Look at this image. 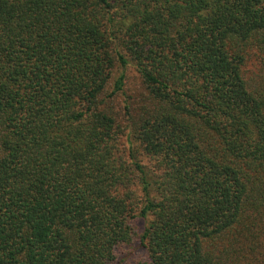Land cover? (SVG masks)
<instances>
[{"label": "trees", "instance_id": "obj_1", "mask_svg": "<svg viewBox=\"0 0 264 264\" xmlns=\"http://www.w3.org/2000/svg\"><path fill=\"white\" fill-rule=\"evenodd\" d=\"M134 245L264 264V0H0V264Z\"/></svg>", "mask_w": 264, "mask_h": 264}, {"label": "rangeland", "instance_id": "obj_2", "mask_svg": "<svg viewBox=\"0 0 264 264\" xmlns=\"http://www.w3.org/2000/svg\"><path fill=\"white\" fill-rule=\"evenodd\" d=\"M140 230L142 231V225H140ZM136 248L137 245L124 247L119 253V264H127L136 257L134 253H142L141 250H137Z\"/></svg>", "mask_w": 264, "mask_h": 264}]
</instances>
